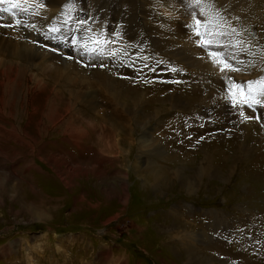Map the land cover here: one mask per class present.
Segmentation results:
<instances>
[{"label":"rangeland","instance_id":"1","mask_svg":"<svg viewBox=\"0 0 264 264\" xmlns=\"http://www.w3.org/2000/svg\"><path fill=\"white\" fill-rule=\"evenodd\" d=\"M6 4L0 264H264V0Z\"/></svg>","mask_w":264,"mask_h":264},{"label":"bare ground","instance_id":"2","mask_svg":"<svg viewBox=\"0 0 264 264\" xmlns=\"http://www.w3.org/2000/svg\"><path fill=\"white\" fill-rule=\"evenodd\" d=\"M50 0H45V2H49ZM188 10V9H187ZM106 17V16H105ZM104 19V18H103ZM105 20V19H104ZM101 22V21H100ZM101 24V23H100ZM99 24V25H100ZM126 27H128V28H130V31L133 33V34H135L136 32H137V30H138V28H137V26H136V24H132V22H128L127 24H126ZM175 32V31H174ZM196 40H193V42H191V41H189V42H185V43H183L182 42V44H183V48L185 49V52L184 53H180V54H178L179 55V58H180V56H182V58L183 59H185V60H187V59H189V58H191L192 59V61H194V59H196L194 62H196L197 64V66L199 65V64H201L200 62H206V61H208V57L207 56H202V55H200L199 54V52L197 51V50H199V47L198 46H196ZM181 44V43H180ZM182 47V46H181ZM20 48V47H19ZM87 48V47H86ZM16 49V48H15ZM38 49H42V48H37V50ZM17 50H22V49H17ZM37 50H34L36 53L38 52ZM200 50H201V48H200ZM139 51H141V50H139ZM54 52V51H53ZM35 53V54H36ZM39 53V52H38ZM51 53H52V51H51ZM26 54H28L27 56H29V52L28 53H26ZM52 58H55V56H52ZM37 59H39V58H37ZM65 59V58H64ZM129 60V59H128ZM210 60V59H209ZM179 61V60H178ZM189 62V61H188ZM179 63V62H178ZM211 63V62H210ZM71 64H73V63H71ZM64 65V64H63ZM66 65V67H67V65H69V61H68V64L66 63L65 64ZM213 65V64H212ZM215 65V64H214ZM71 66V65H70ZM75 66V65H74ZM55 66L54 65H52V64H50L49 66H48V68H50L51 70H53V68H54ZM218 68V67H217ZM214 70L216 69V68H213ZM57 70V69H56ZM211 70V69H210ZM54 71H55V69H54ZM216 71H218V70H216ZM215 71V72H216ZM214 72V73H215ZM222 74V73H221ZM220 77V76H219ZM98 78L100 79V81H101V84H102V86L105 88V89H103L104 91H102V92H104L103 94H105L108 98H109V96H111V100H115V99H113V97L115 98L119 93H120V88H118V87H115V84L114 83H112V82H110V81H108L107 80V76L106 75H104V74H102V73H99V75H98ZM98 82V81H97ZM81 83V82H80ZM100 83V82H99ZM261 83V82H260ZM120 84V83H119ZM66 85V84H65ZM71 86V85H70ZM69 87V86H68ZM100 87V86H99ZM67 91V90H66ZM78 91V90H77ZM82 91H84V90H82ZM69 92V91H68ZM101 92V91H100ZM70 93V92H69ZM112 93H115L116 94V96H114V95H112ZM93 95V94H92ZM123 95V94H122ZM80 96V95H79ZM90 96V95H89ZM103 96V95H102ZM76 97V96H75ZM84 98V97H83ZM107 98V99H108ZM82 99V98H81ZM118 106V105H117ZM242 107V106H241ZM123 109H125L124 107H122ZM126 110V109H125ZM190 110V109H189ZM122 111V110H121ZM119 112V111H118ZM128 112V111H127ZM123 113H126V112H123ZM69 114V113H68ZM127 114V113H126ZM124 116V115H123ZM129 118V117H128ZM126 119H127V117H126ZM117 124V123H116ZM124 124V123H123ZM254 124V123H253ZM115 124L113 123H111V127H115L114 126ZM129 125V124H128ZM118 126V125H117ZM106 127H108V126H104V131H105V128ZM66 128V127H65ZM68 128V127H67ZM125 128V127H124ZM75 129V128H74ZM130 129V128H129ZM69 132V131H68ZM74 133V132H73ZM121 133H122V131H121ZM86 134V133H85ZM108 135H109V137H111L110 139H111V142L113 143V145H114V149L115 150H119L120 151V148L118 147V148H116V146H121V141H120V138H121V135L119 136L117 133H116V130H114V129H110V132L109 133H107ZM130 134H133V132H131ZM129 134V135H130ZM145 137H149V133H147L146 131H145ZM239 134H237V138H239V136H238ZM72 137H74L73 139H72V141H73V144H74V142L76 143V145H80V140H81V134H80V132H78V131H76L75 133H74V135L72 136ZM249 136H248V134H246V137H245V139L246 138H248ZM117 138V139H116ZM107 139V138H106ZM71 141V142H72ZM80 142V143H79ZM145 142V145L147 144V141L145 140L144 141ZM236 142H238V140L236 139ZM110 143V142H109ZM109 143H108V145H109ZM113 145H110V146H113ZM80 148V147H79ZM111 149H113V148H111ZM110 149V150H111ZM232 149V148H231ZM246 149V148H245ZM245 149L242 151V152H240V153H238V151L237 150H235L232 154H231V160H233V161H236V160H238V158H240V157H244V156H247L250 152H249V150L248 151H245ZM229 150V149H228ZM240 150H242V149H240ZM252 152V151H251ZM256 153V152H255ZM122 155V153L121 152H117V155ZM241 154V155H240ZM228 155V154H227ZM226 155V157L228 158V156ZM251 156V155H250ZM253 156V155H252ZM207 157V156H206ZM119 158V157H118ZM210 158V157H209ZM230 158V157H229ZM206 159H208V158H206ZM216 159V158H215ZM203 161V160H202ZM210 161V160H209ZM208 162V161H207ZM210 163H212V162H210ZM210 163H208L207 165H208V167L209 166H211V165H209ZM237 163V162H236ZM180 164V163H179ZM234 164V163H233ZM184 166V165H183ZM182 166V167H183ZM181 168V167H180ZM231 168V167H230ZM188 169H191V168H188ZM213 169V168H212ZM177 170V169H176ZM187 170V169H186ZM200 170V172L201 173H204V171H206V173H204V174H206V177H207V175H209V177L208 178H210L211 177V174H212V172H208V171H210V170H208V169H204V168H202L201 167V169H199ZM174 171V170H173ZM193 171V170H192ZM192 171H190V172H192ZM199 172V173H200ZM250 173H248V172H245V173H248V176L249 177H251L250 176V174H254L255 175V173L257 174V175H260V173L257 171V170H252V169H250V171H249ZM175 173V172H174ZM231 173V172H230ZM214 174V173H213ZM192 175V174H191ZM195 175V174H194ZM216 175V174H215ZM247 175V174H246ZM179 176V175H178ZM196 176V175H195ZM205 176V175H204ZM217 176V175H216ZM183 177V176H182ZM189 177V176H188ZM193 177V176H192ZM201 177V176H200ZM254 177V176H253ZM183 179V178H182ZM197 179V178H196ZM201 178H199V180H200ZM254 179V178H253ZM264 181V180H263ZM183 182V181H182ZM181 182V183H182ZM178 183V182H177ZM176 183V184H177ZM187 183H189V188L193 185V182H191V181H189V182H187ZM178 186V185H177ZM176 186V187H177ZM190 193V192H189ZM181 213V212H180ZM172 214V213H171ZM212 214V213H211ZM213 214H215V216L213 217V221H211V223L208 225V227L210 228V229H212V230H214V231H218L219 230V228L220 227H222L223 225H224V219L222 220L221 219V217H218L217 215H218V212L217 213H213ZM222 214V213H221ZM224 214V213H223ZM167 225V224H166ZM173 225V224H172ZM168 226V225H167ZM187 226V225H186ZM159 229H161V232H162V228H159ZM218 229V230H217ZM223 229V228H222ZM176 233V232H175ZM174 233V234H175ZM176 235V234H175ZM175 235H172L173 237L172 238H174V236ZM179 237V236H178ZM181 239H180V241H179V243L181 242V244H191V243H199L200 241H199V237H198V235H196L195 233H184V235H182L181 237H180ZM179 239V238H178ZM175 240V239H174ZM184 241V242H183ZM172 250L173 249H169V252H170V254H172V256L173 257H176L175 256V253H173L172 252ZM177 251V250H176ZM175 251V252H176ZM182 257V256H181ZM189 259L187 260V263L189 264V262H190V260H192L193 258H190V257H188ZM177 259V258H176ZM182 260V259H181ZM183 260H186V259H183ZM178 261H180V260H178ZM184 263V262H183ZM182 263V264H183ZM191 263H193V262H191ZM190 263V264H191ZM193 264H195V263H193ZM223 264V263H222Z\"/></svg>","mask_w":264,"mask_h":264},{"label":"snow or ice","instance_id":"3","mask_svg":"<svg viewBox=\"0 0 264 264\" xmlns=\"http://www.w3.org/2000/svg\"><path fill=\"white\" fill-rule=\"evenodd\" d=\"M2 2H4V0H0V3H2ZM18 5L17 4H12V7L14 8V7H17ZM197 26H199V24H200V21L199 20H197ZM198 36L200 35V33L197 31V33H196ZM202 43H203V41H202ZM213 56H215L216 54L215 53H213L212 54ZM225 66H227V65H225Z\"/></svg>","mask_w":264,"mask_h":264}]
</instances>
